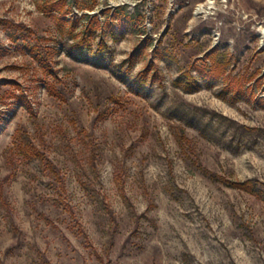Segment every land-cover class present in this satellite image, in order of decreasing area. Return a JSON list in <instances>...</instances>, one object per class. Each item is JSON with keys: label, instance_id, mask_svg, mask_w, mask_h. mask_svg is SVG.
I'll list each match as a JSON object with an SVG mask.
<instances>
[{"label": "rangeland", "instance_id": "obj_1", "mask_svg": "<svg viewBox=\"0 0 264 264\" xmlns=\"http://www.w3.org/2000/svg\"><path fill=\"white\" fill-rule=\"evenodd\" d=\"M80 7L0 0V264H264V0Z\"/></svg>", "mask_w": 264, "mask_h": 264}, {"label": "trees", "instance_id": "obj_2", "mask_svg": "<svg viewBox=\"0 0 264 264\" xmlns=\"http://www.w3.org/2000/svg\"><path fill=\"white\" fill-rule=\"evenodd\" d=\"M80 1L81 0H34V3L40 12L54 17L58 30L63 34L68 32L75 41V46L84 47L89 43L92 34L99 27L98 25L100 22L97 17L94 19V17L87 13H82L80 16L79 14L74 13V7H79L81 9ZM87 18H93V20H91L88 25L83 26V28L80 29V34H76L79 29L78 23L84 22ZM200 71L203 76L209 78L210 80L218 77V74L221 73L219 69H212L209 67H204ZM247 93L248 91L244 90L239 82L234 95H247ZM249 93L252 95L251 90ZM234 185L243 190L251 189L250 182H236Z\"/></svg>", "mask_w": 264, "mask_h": 264}]
</instances>
